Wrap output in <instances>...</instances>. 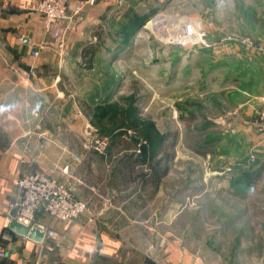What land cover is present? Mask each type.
<instances>
[{"label": "rangeland", "instance_id": "374dc122", "mask_svg": "<svg viewBox=\"0 0 264 264\" xmlns=\"http://www.w3.org/2000/svg\"><path fill=\"white\" fill-rule=\"evenodd\" d=\"M106 1L103 25L92 29L100 36L93 32L96 42L84 48L107 53L95 55L88 73L87 98L97 92L98 99L87 107L81 140L88 167L97 174L108 176L111 164L124 160L135 164V178L123 189V202L102 206L118 249L111 255L92 252L87 264H264V148L252 144L255 131L241 128L240 106L228 105L245 96L244 89L230 73L224 79L229 67L237 77L241 61L226 57L232 42L222 38L236 34L258 41L227 29L238 22L239 0ZM67 13L70 21L79 18L69 8ZM157 13L162 15L155 25L145 27ZM131 15L138 23L134 31ZM189 19L200 24L205 43L165 36ZM236 44L239 54L251 50ZM242 73L256 90L252 77L258 72L247 66ZM224 84L233 87L224 90ZM149 123L164 136L155 149L145 129ZM258 168L248 185L241 181L244 172ZM105 183L99 193L107 199L116 190ZM84 201L83 213L93 204ZM53 246L38 264H65L68 255Z\"/></svg>", "mask_w": 264, "mask_h": 264}, {"label": "crops", "instance_id": "0c3cea01", "mask_svg": "<svg viewBox=\"0 0 264 264\" xmlns=\"http://www.w3.org/2000/svg\"><path fill=\"white\" fill-rule=\"evenodd\" d=\"M36 2L0 0V107L3 109L0 110V244L5 249L0 264H38L42 254H48L53 245L68 255L62 260L65 264H87L92 252L111 255L118 249L119 243L112 236L115 231L102 215V206L109 200H114V204L123 202V189L135 178V164L124 160L111 164L108 176L97 174L98 171L88 167L82 144L87 131V107L96 104L98 99L97 92L87 98L88 73L93 69L95 55L107 53L98 48L84 55V48L96 42L92 29L103 25L108 2L84 0L79 18L57 24L61 29L66 24L69 26L63 32L62 49L56 47L51 30L44 27L42 15L35 8ZM73 2L75 0H69L70 13ZM233 5L228 7L233 8ZM238 8V24H226L229 32H240L264 42V0H239ZM42 42L48 45L40 47L37 57H30V48ZM238 45L230 43L226 57L241 61V69L235 77L229 67L224 79L230 73L229 79L238 80L246 95L240 97V94L235 104L228 105L230 108L240 106V126L246 132L255 131L250 136L252 144L261 149L264 138L256 131L254 120L256 110L264 106V55L254 50L239 54L235 51ZM87 56L90 59L85 64ZM247 66L259 75L254 76L253 81L250 74L252 82L258 80L253 91L247 86V73H242ZM221 86L224 90L233 87L232 84ZM31 172H42L67 182L74 188L76 198L93 200L92 206L72 221H58L38 211L36 223L43 229L55 230L57 235L43 242L18 235L8 228L9 214L21 196L16 180ZM102 182L116 190L115 195L106 199V195L99 193Z\"/></svg>", "mask_w": 264, "mask_h": 264}, {"label": "built area", "instance_id": "2783aa9c", "mask_svg": "<svg viewBox=\"0 0 264 264\" xmlns=\"http://www.w3.org/2000/svg\"><path fill=\"white\" fill-rule=\"evenodd\" d=\"M90 2L92 0H89ZM68 0H37L36 10L41 13L44 27L51 30L55 45L58 49L64 47V29L58 27L63 20H70L67 13ZM84 5V0H75L72 6L74 14H79ZM169 28V27H167ZM174 30L168 29L166 35L173 42L205 43V32L196 20H183L175 23ZM171 32V33H170ZM164 35V34H163ZM223 41L240 43L247 48L264 55V42L254 41L247 36L227 34ZM42 42L29 50L30 57H37L40 47L47 46ZM255 129L264 138V106L256 110ZM255 160V154H249V161ZM21 196L15 219L24 224H31L45 233V238H55L56 232L51 228L43 229L36 223L37 212L42 210L52 219L58 221H72L79 217L87 208V202L75 197L73 188L67 183L47 176L42 172L27 173L16 180ZM44 238V239H45ZM5 256V249L0 244V258Z\"/></svg>", "mask_w": 264, "mask_h": 264}, {"label": "trees", "instance_id": "16d2710c", "mask_svg": "<svg viewBox=\"0 0 264 264\" xmlns=\"http://www.w3.org/2000/svg\"><path fill=\"white\" fill-rule=\"evenodd\" d=\"M133 15H131V16H129V18H128V20H129V22H131V23H133V17H132ZM143 21H144V19L143 20H141V22L139 23V25L140 24H142L143 23ZM128 22V21H127ZM133 26H132V28H131V31H134L135 29H136V27L138 26V23H133L132 24ZM96 33V35L99 37L100 35H99V33H97V32H95ZM93 52V50H91V51H85V53H84V55L85 54H88V53H92ZM127 117H128V114H127ZM132 122H131V120H129V118H128V124H130L131 126H132V124H131ZM145 129H148V131L150 132V142L152 143V148L153 149H155L156 147H159L160 146V141H161V139H163L164 138V136H162V135H160L158 132H157V130H156V128H154V126H153V124H151V123H149L148 125H147V127H145ZM159 145V146H158ZM112 154H110L109 155V160H111L113 157L111 156ZM115 157H117V155L115 154ZM140 159L141 160H144L145 158H144V155H143V157H140ZM120 161L121 160H119L118 161V163H120ZM115 162V161H114ZM259 171H260V168H258L257 170H253V171H247V172H244L243 174H242V176H241V181H244L245 183H247L246 185H248V183H250V181L259 173Z\"/></svg>", "mask_w": 264, "mask_h": 264}, {"label": "water", "instance_id": "95a60500", "mask_svg": "<svg viewBox=\"0 0 264 264\" xmlns=\"http://www.w3.org/2000/svg\"><path fill=\"white\" fill-rule=\"evenodd\" d=\"M18 202L17 205L10 212V221L8 223V228L21 236H26L27 238L34 240L36 242H43L45 238V233L43 230L32 226L31 224H24L15 219L17 210H18Z\"/></svg>", "mask_w": 264, "mask_h": 264}, {"label": "bare ground", "instance_id": "6f19581e", "mask_svg": "<svg viewBox=\"0 0 264 264\" xmlns=\"http://www.w3.org/2000/svg\"><path fill=\"white\" fill-rule=\"evenodd\" d=\"M161 15H162L161 13H157L155 16L151 17L149 20L147 19L145 27H147V28L150 27V26L153 27L152 25H155L154 21H156L158 18H160ZM160 27L158 28V30H160ZM154 30H156V29H154Z\"/></svg>", "mask_w": 264, "mask_h": 264}, {"label": "clouds", "instance_id": "9594fccd", "mask_svg": "<svg viewBox=\"0 0 264 264\" xmlns=\"http://www.w3.org/2000/svg\"><path fill=\"white\" fill-rule=\"evenodd\" d=\"M0 110H3L2 107H0Z\"/></svg>", "mask_w": 264, "mask_h": 264}]
</instances>
